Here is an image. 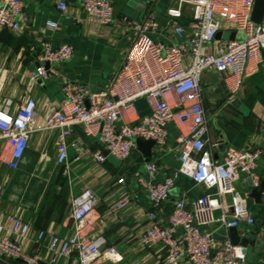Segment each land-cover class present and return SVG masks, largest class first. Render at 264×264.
<instances>
[{
    "label": "built area",
    "instance_id": "1",
    "mask_svg": "<svg viewBox=\"0 0 264 264\" xmlns=\"http://www.w3.org/2000/svg\"><path fill=\"white\" fill-rule=\"evenodd\" d=\"M175 1L176 6L166 10L170 28L166 40L158 38L159 21L153 11L142 18L121 17L122 25L129 30L130 44L105 88L91 90L78 81L62 79L63 99L44 118L38 115L36 100L30 95L13 112L7 106L2 107L0 161L16 168L30 135L54 130L56 161L67 165L68 147L72 144L69 138L77 124L85 134L98 138L107 155L126 160L136 147L137 138L152 139L155 148L163 147L171 123L178 129L177 167L160 178L156 163L148 160L143 171L135 169L131 173L150 205L145 212L148 224L139 238L141 245L160 246L156 254L159 264H244V247L229 239L218 241L212 232L220 226L253 224L247 197L235 188L234 182L243 174L250 178L253 187L259 185L257 163L261 149L256 145L246 148L226 145L221 159L214 157L211 147L216 143L207 136L208 114L200 77L206 69L221 73L228 93L226 101L232 100L243 78L264 66V17L258 23L251 19L254 0ZM113 2L81 0L86 20L110 24L115 12ZM184 6L191 11L187 26L175 20ZM56 7L63 11L67 3L57 0ZM22 9V0H0V28H21ZM45 23L58 27L54 20ZM224 33L227 37L222 41ZM72 53L68 43L53 47L50 42H43L37 56L40 64L30 72V78L37 80L57 74L53 63L69 59ZM44 62L49 63L48 67ZM138 98H145L150 108L141 116L135 108ZM107 155L102 150L92 153L97 162H103ZM80 157L81 154L75 159ZM180 176L213 191L201 193L190 204L183 197L175 200L162 217L158 212ZM123 180L124 177L118 178V182ZM4 190L0 182V197ZM226 194L230 198L227 206L222 201ZM96 199L89 187L72 198L73 232L67 237L38 229L16 214H6L0 221V264H42V256L30 252L25 244L45 245L51 264L70 256L74 264L120 260L116 246L105 247L103 237L91 235L96 221ZM129 204V197L124 195L111 211L120 212ZM212 224L216 228L209 229Z\"/></svg>",
    "mask_w": 264,
    "mask_h": 264
},
{
    "label": "crops",
    "instance_id": "2",
    "mask_svg": "<svg viewBox=\"0 0 264 264\" xmlns=\"http://www.w3.org/2000/svg\"><path fill=\"white\" fill-rule=\"evenodd\" d=\"M22 1L21 28H0V109L7 106L13 112L30 95L36 100V111L41 118L61 103L62 79L78 81L91 90L108 86L130 44L129 30L120 20L123 15L142 18L148 11H153L159 21L158 38L166 40L170 31L166 10L176 6L175 0H114L112 22L99 25L86 20L81 0H65L67 7L63 11L57 9V0ZM190 17V8L184 6L175 20L187 26ZM48 19L56 21L58 27L47 25L45 21ZM45 41L53 47L68 43L73 53L65 61L53 63L57 74L32 80L30 72L40 64L37 56ZM200 80L208 114L207 136L216 143L211 147L214 157L221 159L226 145L260 147L257 172L259 183L263 184L264 66L260 65L253 74L243 78L234 97L239 100L234 109L225 107L228 93L221 73L206 69ZM135 108L138 116L150 110L145 98H138ZM168 129L166 143L160 149L153 145L149 156V160L156 163L160 178L178 165L175 141L178 129L171 123ZM55 140L54 130L33 132L16 168L0 161V182L5 188L0 197V221L6 214L13 213L38 229L67 237L73 232L71 200L89 187L97 198L96 221L91 235L103 237L105 247L114 245L121 255L116 262L102 259L98 264H159L156 254L160 252V246L145 248L139 239L148 224L145 212L150 205L145 191L131 177L133 170L143 171L146 162L138 147L133 148L126 160L107 155L103 162H97L92 153L103 151L102 143L97 137L85 134L82 126L77 124L69 138L72 144L68 147V163L65 165L56 161ZM79 154L81 157L75 159ZM119 177L124 180L118 182ZM234 186L246 195L254 218L253 224L237 226L239 234H249L251 242L245 250L244 264H264V189L259 199L251 196L253 186L243 174L239 175ZM205 191L212 192L213 189L180 176L158 213L163 217L175 200L183 197L190 204ZM124 195L129 197L130 204L120 212H112L111 207ZM229 199L228 194L222 197L225 206ZM208 228L214 229L216 224ZM25 247L32 253L38 252L43 258L42 264H51L47 260L49 252L45 245L25 244ZM161 252H164L163 248ZM55 264H74L73 256L61 257Z\"/></svg>",
    "mask_w": 264,
    "mask_h": 264
},
{
    "label": "water",
    "instance_id": "3",
    "mask_svg": "<svg viewBox=\"0 0 264 264\" xmlns=\"http://www.w3.org/2000/svg\"><path fill=\"white\" fill-rule=\"evenodd\" d=\"M264 17V0H254V5L252 8L251 13V19L254 22H260L262 18ZM220 34L218 33L217 36ZM233 36V33L231 34V37ZM45 66L48 67L49 63L44 62ZM238 98H233L230 101L225 102V107L227 108H233L238 104ZM237 108H235L236 110ZM136 146L138 149L142 152L144 158L146 161L149 160L151 147L154 144V141L152 139H140L137 138L135 140ZM103 153L107 155V151L103 150ZM249 182L251 184V180L249 178ZM264 189V183H259L257 187H253V190L251 191L250 195L253 196L256 199L260 198L261 192ZM212 237L218 241H223L226 239H229L234 244H239L244 247V250H246V247L251 243L249 234L245 236H241L238 232L237 227L231 226V227H223L220 226L216 228L212 232Z\"/></svg>",
    "mask_w": 264,
    "mask_h": 264
},
{
    "label": "rangeland",
    "instance_id": "4",
    "mask_svg": "<svg viewBox=\"0 0 264 264\" xmlns=\"http://www.w3.org/2000/svg\"><path fill=\"white\" fill-rule=\"evenodd\" d=\"M227 37V33H224V38H226Z\"/></svg>",
    "mask_w": 264,
    "mask_h": 264
},
{
    "label": "trees",
    "instance_id": "5",
    "mask_svg": "<svg viewBox=\"0 0 264 264\" xmlns=\"http://www.w3.org/2000/svg\"><path fill=\"white\" fill-rule=\"evenodd\" d=\"M15 262L17 263V261L15 260Z\"/></svg>",
    "mask_w": 264,
    "mask_h": 264
}]
</instances>
